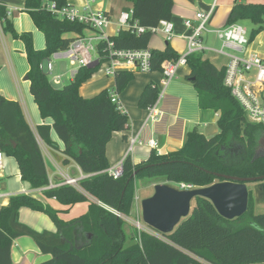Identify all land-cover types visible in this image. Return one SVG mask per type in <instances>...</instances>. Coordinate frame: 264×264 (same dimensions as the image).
<instances>
[{"label":"trees","instance_id":"16d2710c","mask_svg":"<svg viewBox=\"0 0 264 264\" xmlns=\"http://www.w3.org/2000/svg\"><path fill=\"white\" fill-rule=\"evenodd\" d=\"M62 6L65 0H49ZM124 11H131V19L145 29L154 28L161 20L172 18V0H124ZM41 0H25V10L36 28L44 35L46 45L37 51L29 33L18 34L8 19L7 8L0 5V25L13 39L23 41L29 63L27 74L30 93L38 105L41 118L53 120L52 127L37 128V137L49 147L56 148L49 132L52 128L64 143V163L72 160L88 177L77 187L61 184L44 191V196L70 207L87 202L88 211L76 220L65 222L57 211L43 206L31 196L14 195L8 205L0 206V264H12L11 245L20 236L31 237L43 254L51 259L40 264H264V213L252 212V192L246 213L238 219L222 218L209 200L197 197L190 216L182 220L174 232L160 238L133 227L127 234L126 221L135 201V181L163 178L172 185L185 184L195 188L224 182V175L236 178L264 177V155H257L256 134L264 129L249 123L239 103L232 98L223 79L226 67L220 70L203 59L202 53L190 54L186 66L190 68L187 81L197 92L199 106L217 112L219 134L207 139L197 128L190 130L182 148L166 155L152 151L147 160L132 164L129 157L122 162L123 174L118 179L108 176L105 146L113 132L128 126L126 113L111 102L108 90L83 98L81 85L92 77L98 66L78 67L74 78L55 87L40 69L41 62L57 52L69 48L83 36L87 28L76 22L60 21L42 9ZM249 22L248 43L264 31V6L236 3L227 25ZM70 35L71 37H66ZM149 31L131 33L121 29L108 36L116 50L145 49L151 52V72L179 55L168 45L163 50H150ZM106 42H98L103 54ZM134 72L118 71L113 92L119 95L133 80ZM158 87L148 83L140 94L139 108L155 105ZM37 137L25 121L21 106L0 96V152L13 156L21 179L34 188L48 185L47 169L40 153ZM22 207L46 213L57 226V232H36L17 219Z\"/></svg>","mask_w":264,"mask_h":264},{"label":"crops","instance_id":"0c3cea01","mask_svg":"<svg viewBox=\"0 0 264 264\" xmlns=\"http://www.w3.org/2000/svg\"><path fill=\"white\" fill-rule=\"evenodd\" d=\"M47 1L41 0V4ZM24 2L25 0H0V5L7 8L8 19L14 30L18 34L29 33L34 49L43 50L46 45L44 35L32 22L29 13L25 10ZM172 2L171 21L174 23V37L170 41H166L164 35L158 32L154 33L148 48L150 50H163L168 45L179 56L184 55L187 52V43L183 38L187 35L184 22L188 18L194 19V15L198 12L203 13L212 10L207 22L209 31L203 33L202 43L205 50L202 55L203 59H208L219 70L222 67H227L229 59L223 54H218L221 41L213 31L227 26L229 14L236 3H252L264 6V0H172ZM65 3L74 5L79 9L89 8L93 11L105 12L112 21L105 29L107 36H113L120 30L117 26V18L127 6L124 0H65ZM245 23L249 22L245 21L239 24L244 27ZM82 34L84 37H92L96 32L89 28L84 30ZM66 37L71 36L66 35ZM253 54L264 59V31L246 46V56ZM58 59L65 58L56 59L53 57L51 59L53 76L62 77L61 82L57 84H53L50 78L49 81L55 87L62 86L72 80L70 79L72 70L68 72L67 76V73L59 71L62 68L61 63H53ZM46 64L47 59L41 62L43 70H45ZM69 66L72 68L70 63ZM54 67H56V71H59L58 73L55 72ZM29 68L23 41L13 39L9 32L6 33L2 30L0 25V96L8 102L14 101L21 106L25 121L28 122L33 134L37 137V128L42 125L52 127L53 120L40 116L38 105L35 104L30 93V81L26 79ZM189 73V67H181L165 88L161 84L162 74L160 71L134 74L133 80L127 84L121 94L117 95V100L123 107V113L125 112L127 115L128 126L124 131L113 132L111 139L105 146L109 169L122 163L126 157L130 158L132 164H139L147 160L152 151L166 155L179 150L186 143L187 136L193 128H197L207 139L219 134L217 122L220 115L212 109L200 108L197 92L192 83L186 79ZM148 83L156 85L159 90L155 103V107L159 111L156 119H148V109L138 106L140 94ZM110 86L114 89V77ZM108 87V83L103 80L102 76L93 74L90 80L81 85L79 94L88 99L101 91L108 90ZM49 136L56 148L49 147L37 137L39 150L44 159L45 169H47L48 185L44 188L34 189L29 183L23 181L15 158L2 153L4 157L0 168V187L5 198L0 200V206L8 205L9 198L14 195H29L44 207L49 206L57 211V216L61 220L70 222L84 215L88 211L90 202L96 200L88 197L87 202L65 207L54 198L44 196V191L60 187L67 178L78 182L88 177L72 160L68 159V162L64 163L66 158L63 153L65 145L56 136L52 128ZM131 138H136L137 141L130 147ZM150 141L156 143L155 148L149 146ZM134 199L136 205L134 212L136 214L138 213L139 199L136 197ZM17 219L28 229L39 233L57 232V226L52 218L46 213L31 208H20ZM10 252L12 264H40L51 259L50 254L45 255L39 251L33 239L27 236L15 238Z\"/></svg>","mask_w":264,"mask_h":264},{"label":"built area","instance_id":"2783aa9c","mask_svg":"<svg viewBox=\"0 0 264 264\" xmlns=\"http://www.w3.org/2000/svg\"><path fill=\"white\" fill-rule=\"evenodd\" d=\"M42 9L50 12L51 15L60 21L76 22L84 25L87 29L96 32L92 37L78 38L73 41L68 49L57 52L52 57L47 59L45 70L40 65V69L46 75L51 77L53 84L61 82L62 77L53 76L52 62L53 57L65 58L69 61L73 68L70 79L74 78L76 69L78 67H86L88 69L104 64L103 72L105 76H114L118 71L130 70L134 73H148L151 72L150 60L151 52L145 49L138 50H116L113 49V44L109 41V37L105 33V29L112 23L105 12L93 11L91 9H79L74 5L64 4L59 6L54 1H47L40 5ZM212 10L207 12H198L194 15V19H186L184 28L187 35L183 37L187 43V52L178 57V59L166 61L162 65V87L169 85L175 77L177 71L186 66L187 58L193 53H203L202 38L203 33L208 32L207 22L210 19ZM131 11H122L117 18V26L121 29H128L131 33L138 35L145 31L151 34L161 33L164 35L166 41H170L174 37V23L170 20H161L154 28L145 29L140 26L137 21L131 19ZM194 22H197L196 24ZM221 41L220 50L218 54H223L228 57L229 62L226 67L224 75V85L229 89L232 98H234L242 108L249 123L258 124L264 129V59L253 54L246 56V46L248 43L249 32L241 24L236 23L227 25L219 30L213 31ZM106 42L102 53L98 52L97 43ZM226 49L232 53L226 52ZM111 102L117 105V109L123 113V107L117 100V95L113 92L111 94ZM159 115L158 109L153 105L148 108V119H156ZM136 138H131L129 141L130 147L136 143ZM151 148L156 147L154 141H150ZM4 155L0 152V168L3 162ZM121 164L114 166L106 171L108 176L113 179H118L122 176L123 171ZM62 184L72 185L77 187V181L73 179H65ZM183 189H192L193 186L181 184ZM5 198V194L0 187V200ZM1 204V203H0ZM123 220L127 217L115 213ZM136 218L133 220V226L137 232L145 231L160 238V234L145 223L142 222V217L139 213L135 214Z\"/></svg>","mask_w":264,"mask_h":264},{"label":"water","instance_id":"95a60500","mask_svg":"<svg viewBox=\"0 0 264 264\" xmlns=\"http://www.w3.org/2000/svg\"><path fill=\"white\" fill-rule=\"evenodd\" d=\"M28 79V77L26 78ZM208 187L183 189L168 182L154 186L151 196L140 203L142 222L159 234H170L190 216L192 202L197 197L209 200L219 215L228 220L241 218L247 211L249 192L255 203L264 204V177H223ZM252 185V188H249Z\"/></svg>","mask_w":264,"mask_h":264},{"label":"rangeland","instance_id":"374dc122","mask_svg":"<svg viewBox=\"0 0 264 264\" xmlns=\"http://www.w3.org/2000/svg\"><path fill=\"white\" fill-rule=\"evenodd\" d=\"M244 27L246 28L247 31H249L252 28V25L250 23H245ZM219 43V42H218ZM227 52L231 53L230 50L226 49ZM53 63H61L62 64V68L61 70H59L60 72H64L67 73L66 75L68 76V72H70L73 68H76L77 66H74L73 68H71L69 66V61L67 59H58L57 61H53ZM103 67L104 64L102 63L98 68L97 71L94 73V75L98 76H102L103 80L108 83L109 87H108V91L110 93H113V88L110 86L111 81L113 80V76H105L104 72H103ZM56 67H54L55 69ZM59 71L55 72L58 73ZM48 80H50L51 77H49L47 75ZM51 81V80H50ZM256 143H257V155H264V131H260L259 133L256 134ZM135 196L134 198H138L139 202H138V213L140 214V203L143 201L144 198L149 197L152 195L153 193V188L155 185L159 184V183H165L163 178H158V179H146L143 178L142 180H136L135 182ZM177 187H180L181 184H176ZM249 188H252V185H249ZM252 212H254L255 214L258 213H264V204H256L254 201V196H253V201H252ZM135 202L132 206L131 212L127 217L126 220V225H125V232L128 234V232H130V230H132V228L134 227L133 225V220H135L136 216H135ZM133 224V225H132Z\"/></svg>","mask_w":264,"mask_h":264}]
</instances>
